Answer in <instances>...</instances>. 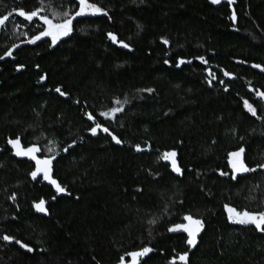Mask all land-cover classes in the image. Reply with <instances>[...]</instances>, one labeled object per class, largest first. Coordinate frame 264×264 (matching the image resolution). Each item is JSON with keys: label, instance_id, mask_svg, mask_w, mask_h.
Returning <instances> with one entry per match:
<instances>
[{"label": "trees", "instance_id": "16d2710c", "mask_svg": "<svg viewBox=\"0 0 264 264\" xmlns=\"http://www.w3.org/2000/svg\"><path fill=\"white\" fill-rule=\"evenodd\" d=\"M90 2L108 15L77 17L56 44H30L43 26L17 10L43 6L54 18L53 5L72 15L74 0H0V17L9 16L0 56L12 50L0 59V237L14 238L0 239V264H120L143 247L152 251L139 264H169L185 252L188 264H264V231L230 222L225 210L264 211V171L233 180L227 165L242 147L248 169L264 164V99L247 92L264 94V71L249 67H264V0ZM97 123L121 143L99 128L93 136ZM16 138L51 158L63 192L31 177L35 161L8 144ZM165 152L176 153L180 177ZM41 200L47 217L34 212ZM185 215L201 221L193 246L169 231Z\"/></svg>", "mask_w": 264, "mask_h": 264}, {"label": "snow or ice", "instance_id": "6c2138e0", "mask_svg": "<svg viewBox=\"0 0 264 264\" xmlns=\"http://www.w3.org/2000/svg\"><path fill=\"white\" fill-rule=\"evenodd\" d=\"M222 0H210V3L212 4H220ZM223 2L227 6H231L233 3V0H223ZM75 5L78 6V10L74 12V14L70 15L68 11H61L57 12L55 7L53 5H48V9L52 12V15L54 18H50L49 15H42L41 13L45 11V7L43 6H37L34 10H25V9H19L16 12V15H18L22 20L28 21L29 23H36V26L40 28V25L43 27L40 28L38 31V34L33 35L30 40H28V43L34 44L37 41L41 40L42 38H50L52 44H56L58 40H60L62 37H67L72 32V23L73 20L77 17H84L86 15H104L107 16L108 13L104 11L101 7L97 6L95 3L90 2V0H74ZM9 19V16H2L0 17V26L6 25L7 20ZM231 19L233 22L236 20V15L233 12L231 15ZM108 38L115 44L117 43V38L114 34L108 33ZM122 47L127 48L128 45L124 43L123 41L119 42ZM164 44H167L168 42L166 40L163 41ZM12 50H8L4 53L3 56H0V59H4L5 56H11ZM201 63H206L203 57H199ZM165 63L167 64L168 61L166 60ZM179 63H184L183 60L179 61ZM179 63L177 66H179ZM190 63V61H189ZM253 68H259L261 71H264V67H261L260 65L253 64ZM212 75L211 73H209ZM225 76H228L229 73L225 72ZM215 78V77H213ZM41 80L44 79L42 76L40 78ZM227 90V89H226ZM56 91L60 93V95H65V93L61 92L60 88H56ZM147 91L151 92L152 89H147ZM261 99H264V94H261ZM117 103H119L117 101ZM244 107L245 109L252 115L257 116L256 109L250 104L247 100L244 101ZM120 109L118 108H112L111 112L116 113ZM101 116L107 117V113L101 112ZM88 119L92 120L93 116L89 115ZM101 129L103 132L107 133L112 137V139L117 143L120 144L121 141L117 139L115 135H112V133L109 131L107 127H102L101 124L97 123L94 127L90 128L91 134L95 136L97 134V129ZM8 144L12 147L14 150V154L16 156H27L30 159L35 161L36 164V170L32 171L30 173L31 177L35 180L37 179L38 173H43V178L48 181L49 184H51L54 188L56 193H61L64 191V189L57 183L55 179H52L50 176V165H51V158L47 159H39L35 155L39 151V148L37 146H30L27 148H22L19 142V138L16 139H9ZM137 150H139V146H136ZM244 149L240 148L238 151L230 152L228 154L229 157V165L233 169V173L239 171V172H247V171H254V169H248L245 164L243 163L241 159V153H243ZM175 152H165L163 154L164 160H169L172 157H175ZM172 165V171L173 172H180V169L176 166V162L174 159L171 160ZM260 167L264 168V165H260ZM227 173H222V175H226ZM233 179H235V175H233ZM55 198V197H53ZM43 201H41L39 204L34 205L37 209V211L43 212L45 211L43 207ZM225 210L227 211L228 219L230 222L241 224V225H253L257 231H264V211H258V212H249L247 210L245 211H237L235 208L225 206ZM184 221H187L186 224H177L174 227L169 228L170 232L174 231H183L187 233V244L189 246H193L196 243V235L199 232L201 228V221L199 219H194L190 215H185L183 217ZM5 242H12L14 240L13 237L8 235H3L0 237ZM15 243L18 244L21 248H25L28 252H31L33 249L26 244L22 243L19 240H15ZM152 251L149 247H143L139 251H133L128 253L127 255L131 257V264H139L138 258L146 256L148 253ZM187 255L188 253L185 252L184 254L180 255L178 257V260L181 262V264H187ZM123 257L121 258V264H123ZM171 264H175V260L171 262Z\"/></svg>", "mask_w": 264, "mask_h": 264}, {"label": "water", "instance_id": "95a60500", "mask_svg": "<svg viewBox=\"0 0 264 264\" xmlns=\"http://www.w3.org/2000/svg\"><path fill=\"white\" fill-rule=\"evenodd\" d=\"M209 3H210V0H209ZM223 3H224V2H223V0H222V2H221L220 4H212V3H210V4L213 5L214 7H218V6H220L221 4H223ZM235 63H236V64H241V63H237V62H235ZM250 68H252V69L255 70V71L261 72V70H260L259 68H253L252 66H250ZM110 137H111V136H110ZM111 138H112V137H111ZM112 140H113V139H112ZM113 142H114L115 144H117L114 140H113ZM137 151L139 152V150H137ZM172 159L175 160V162H176V166L179 168L178 163H177V160H176V155H175V157H172V158H170L169 160H164V159H163V162L169 166V169H170V171H171V173H172L173 175L180 177V176H181V170H180L179 173H177V172H173V171H172V165H171V160H172ZM241 159H242V161H243V153H241ZM227 165H228V167H229V173H231V177H232V179H233V175H235V179H233V180H236V179L239 178V177H243V176L246 174V172H239V171L233 173V169H232V167L229 165V157L227 158ZM263 165H264V164H263ZM179 169H180V168H179ZM254 171H255V172H257V171H261V172H263V171H264V168L259 167L258 169H254ZM43 207H44V209H45V207H46V204H45V203H43ZM33 208H34L35 211H37V209H36L35 206H34ZM44 213H45V211L41 212V216H43ZM188 257H189V254L187 255V258H186V260H187V264H188ZM173 260H175V264H181V262L178 260V258L173 259ZM173 260H172V261H173ZM172 261H170L169 264H171Z\"/></svg>", "mask_w": 264, "mask_h": 264}, {"label": "flooded vegetation", "instance_id": "af4514ba", "mask_svg": "<svg viewBox=\"0 0 264 264\" xmlns=\"http://www.w3.org/2000/svg\"><path fill=\"white\" fill-rule=\"evenodd\" d=\"M250 67V66H249ZM252 69V68H251ZM259 73H262V71L261 72H259ZM247 92L254 98L253 100V102H256V100L257 99H261V93L260 92H258V90L257 91H254L253 89H251V88H247ZM245 100H247L250 104H252V106L256 109V111H257V116H252L246 109H245V107H244V101ZM240 101H241V103H242V108H243V112L245 113V114H247L250 118H252L253 120H255V121H259L260 120V118H259V116H258V108L255 106V104L253 103V102H251V101H249L248 99H246V98H242V97H240ZM243 149H244V147H242ZM244 156H245V152L243 151V163L245 164V162H244ZM246 166V165H245ZM247 168H248V166H246ZM249 171H247L246 172V174L245 175H247V173H248ZM43 175V173L41 172V173H38V176H37V179H40V177ZM36 179V180H37ZM45 179L44 178H42V181H44ZM42 201V200H41ZM40 201V202H41ZM39 202V203H40ZM44 202V201H43ZM38 203V204H39ZM45 203V202H44ZM45 204H47V203H45ZM34 207V206H33ZM34 209V208H33ZM34 212L38 215V216H41V212L40 211H35L34 210ZM47 214H48V210H47V206L45 207V213H44V215L43 216H41V217H44V216H46L47 217ZM227 215H228V213H227ZM239 225H241V224H239ZM246 226V225H245Z\"/></svg>", "mask_w": 264, "mask_h": 264}, {"label": "rangeland", "instance_id": "374dc122", "mask_svg": "<svg viewBox=\"0 0 264 264\" xmlns=\"http://www.w3.org/2000/svg\"><path fill=\"white\" fill-rule=\"evenodd\" d=\"M0 28H1V26H0ZM229 215V214H228ZM187 223V221L184 223V224H186ZM182 231V230H181ZM183 232V231H182ZM185 233V232H184ZM187 234V233H186ZM198 234V233H197ZM141 258V257H140ZM138 260H139V258H138ZM121 264V263H120ZM123 264H131V257H130V261L129 262H124L123 261Z\"/></svg>", "mask_w": 264, "mask_h": 264}]
</instances>
